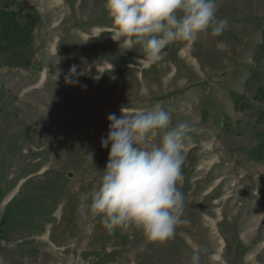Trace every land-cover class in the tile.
<instances>
[{
    "label": "rangeland",
    "instance_id": "1",
    "mask_svg": "<svg viewBox=\"0 0 264 264\" xmlns=\"http://www.w3.org/2000/svg\"><path fill=\"white\" fill-rule=\"evenodd\" d=\"M217 2L223 35L144 64L112 40L106 0H0V264H189L198 247L201 264H264V157L250 156L264 141V0ZM157 103L194 128L178 185L189 223L163 244L79 211L107 164L108 115Z\"/></svg>",
    "mask_w": 264,
    "mask_h": 264
},
{
    "label": "clouds",
    "instance_id": "2",
    "mask_svg": "<svg viewBox=\"0 0 264 264\" xmlns=\"http://www.w3.org/2000/svg\"><path fill=\"white\" fill-rule=\"evenodd\" d=\"M105 8L112 40L128 51L139 48L144 64L160 61L170 45L220 37L229 27L227 18L217 16V0H106ZM77 75L73 65L66 82L78 83ZM107 120L101 138L102 148L110 146L107 164L98 187L81 196V215L98 217L110 233L135 228L149 243L174 239L177 226L189 223L182 219L185 197L178 185L193 126L173 125L172 109L161 103L122 108ZM201 251H192L189 264H201Z\"/></svg>",
    "mask_w": 264,
    "mask_h": 264
},
{
    "label": "trees",
    "instance_id": "3",
    "mask_svg": "<svg viewBox=\"0 0 264 264\" xmlns=\"http://www.w3.org/2000/svg\"><path fill=\"white\" fill-rule=\"evenodd\" d=\"M256 53H264V42L258 48ZM258 92H259V98L258 99L264 100V88H261L260 90H258ZM232 98H233V102L235 105L238 104L241 100L240 96L234 95V94H233ZM250 156H251V158H254V159H259V158L264 157V141L256 149H254L250 152Z\"/></svg>",
    "mask_w": 264,
    "mask_h": 264
}]
</instances>
